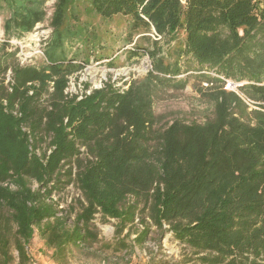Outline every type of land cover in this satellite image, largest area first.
<instances>
[{"label":"trees","instance_id":"16d2710c","mask_svg":"<svg viewBox=\"0 0 264 264\" xmlns=\"http://www.w3.org/2000/svg\"><path fill=\"white\" fill-rule=\"evenodd\" d=\"M46 1L0 0L7 15L0 42V264L30 261L36 233L62 264L69 247L98 240L96 214L116 219L119 235L139 211L137 244L154 226L170 231L198 264H264V6L55 0L45 61L21 65L8 40L44 20ZM117 15L128 18V41L152 29L167 44L183 38L162 54L159 40L141 35L149 45L134 43L127 52L143 49L151 68L122 92L108 80L79 99L66 93L69 75L83 67L75 61L85 52L88 62L97 46L89 19ZM204 70L215 76H194L208 84L198 91L212 103L211 117L157 127V92L182 88ZM225 79L242 84L228 90ZM71 183L82 198L67 210L53 193Z\"/></svg>","mask_w":264,"mask_h":264},{"label":"rangeland","instance_id":"374dc122","mask_svg":"<svg viewBox=\"0 0 264 264\" xmlns=\"http://www.w3.org/2000/svg\"><path fill=\"white\" fill-rule=\"evenodd\" d=\"M54 1L47 0L45 2L44 20L37 23L32 31L20 37H10L9 39L14 41L24 37L27 38L29 33L39 35L38 49L40 52L36 54L33 51L34 55L27 61L28 64L40 65L45 61L43 47L51 33L50 18ZM6 16L5 13H0V42L6 38L3 30V21ZM127 19V17L121 15H117L110 20H101L99 17L89 19L92 25V38L97 46L93 53L89 54L88 62H82L84 56H86L85 52L81 53L75 61L82 63L83 67L69 75L68 89L72 93L81 95L86 89L84 87L85 83L89 84L87 90L108 80L114 81L115 85H126L132 78H142L151 68L149 56L143 49L139 50V55L130 56L127 51L133 50L134 43L147 47L149 42L139 37L147 35L154 39L151 36L154 30L134 35L132 41H128ZM181 38H183V35L180 33L178 39L171 41L170 44L163 42L157 36L154 40L160 41L159 45L162 46V54H164L167 48L171 49ZM15 46V44H12V49ZM73 49H75L74 45ZM29 50L24 48V53L28 54ZM95 55L98 58H95ZM205 72L214 75L206 70L193 72V76L188 77L184 87H165L157 92L153 101V111L158 118L157 127L163 128L174 119L189 123L193 121L203 122L211 117L212 103L206 97L201 96L198 91L199 88H205L208 84L202 78L194 76ZM7 73H10V71ZM4 76V84L6 85V75ZM176 77L182 79L186 78L187 75L182 74ZM41 147L40 150L45 147V143ZM40 150H37V153ZM53 197L59 199L61 206L67 210L68 205H72L76 209L78 207L76 199L82 198L80 191L73 183L53 193ZM141 214L144 213L139 211L134 223L130 227L124 228L119 235L116 233L118 225L116 219L102 221L100 215L96 214L93 222L97 228L98 240L91 246L69 247L67 257L62 264H198L197 256L176 240L170 231L161 232L156 227L151 226V230L143 243L137 244L134 242L137 232L142 229V224L139 222ZM73 216L74 213H72L71 218ZM145 219L149 221L146 216ZM129 229V236H124ZM28 251L30 261L26 264H31V259L36 261L37 264H58L51 257L52 250L45 246L38 233L34 235L29 243Z\"/></svg>","mask_w":264,"mask_h":264},{"label":"built area","instance_id":"2783aa9c","mask_svg":"<svg viewBox=\"0 0 264 264\" xmlns=\"http://www.w3.org/2000/svg\"><path fill=\"white\" fill-rule=\"evenodd\" d=\"M260 7H263L264 6V0H254ZM29 35H30V33H29ZM28 35V36H29ZM28 36H27V38H21V39H17V40H14V41H12V40H8V42H9V49H11V50H13L12 49V44H15L16 46L14 47V49H17V52H16V57H17V60L19 61V63L21 64V65H26V64H28L27 63V61L34 55L33 54V51H34V48L35 47H37L38 48V41H39V39H38V41H37V45L35 44V42L34 41H32V40H30L29 38H28ZM151 36L154 38V39H156V36L157 37H159L158 35H157V33L154 31V33L153 34H151ZM24 48H28V49H30L29 50V53L28 54H26V53H24ZM39 50V49H38ZM40 52V51H39ZM10 70H8L7 72H9ZM6 72V79H5V83H6V85L8 86V88L10 89V86H9V81L11 80V71H10V73H7ZM69 78V77H68ZM111 82H113L114 83V81H111ZM128 83H129V81H128ZM128 83L126 84V85H115L116 87H118V89H119V91L120 92H122L123 90H125L126 88H127V86H128ZM68 84H69V80H68ZM242 83L241 82H233V81H231V80H228V79H225V88L226 89H228V90H232V91H235V92H237V88H238V86H240ZM50 85H52V83L50 84ZM103 85V83L101 84V85H98V86H95V87H92V88H99V87H101ZM92 88H90V89H88L87 90V88L83 91V92H86V93H89L90 92V90L92 89ZM52 89V87H50V90ZM65 92L67 93H70V94H74V93H72V91L71 90H69L68 89V86L66 87V89H65ZM82 92V93H83ZM81 93V94H82ZM75 94H77V93H75ZM78 99L79 98H81V95H78V97H77ZM4 103H5V101H4ZM14 113L16 114V111H14ZM82 151L84 150V147H81L80 148ZM31 261H32V263L31 264H37V262L36 261H33V259H31Z\"/></svg>","mask_w":264,"mask_h":264},{"label":"bare ground","instance_id":"6f19581e","mask_svg":"<svg viewBox=\"0 0 264 264\" xmlns=\"http://www.w3.org/2000/svg\"><path fill=\"white\" fill-rule=\"evenodd\" d=\"M0 34H1V29H0ZM39 36V35H38ZM36 34H30L29 35V39L30 40H32V41H34L35 42V44L37 45V41H38V39H39V37H38ZM34 53H39V50H38V48L37 47H35L34 48Z\"/></svg>","mask_w":264,"mask_h":264}]
</instances>
